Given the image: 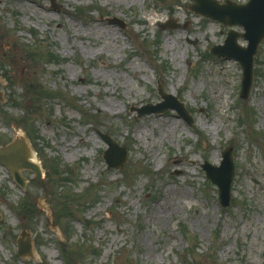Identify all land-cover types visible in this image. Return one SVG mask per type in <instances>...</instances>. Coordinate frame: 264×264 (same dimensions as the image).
Instances as JSON below:
<instances>
[{"label": "rangeland", "instance_id": "rangeland-1", "mask_svg": "<svg viewBox=\"0 0 264 264\" xmlns=\"http://www.w3.org/2000/svg\"><path fill=\"white\" fill-rule=\"evenodd\" d=\"M188 1L0 0V144L23 137L42 172L21 187L0 165V264H264V39L242 98L239 63L208 52L230 26ZM159 87L190 124L136 116ZM228 146L221 205L200 165ZM23 227L34 257L17 255Z\"/></svg>", "mask_w": 264, "mask_h": 264}, {"label": "water", "instance_id": "water-1", "mask_svg": "<svg viewBox=\"0 0 264 264\" xmlns=\"http://www.w3.org/2000/svg\"><path fill=\"white\" fill-rule=\"evenodd\" d=\"M190 7L196 12L221 20L223 23H241L244 26L245 32H243L241 35L248 39V45L246 47L236 44L235 38L240 33L231 31V34L225 39V43L223 45H215L212 50L217 54H222L227 57H234L240 61L243 68L241 93H243L242 95H246L252 80V57L256 52L259 41L264 37V0H249L245 4L239 5L229 0H226L222 3L218 0H194V4ZM181 107H178V109ZM102 136L110 144V146L115 147V142H113L107 135ZM19 144H21V142L17 140L8 144L7 146L1 147L0 162L11 166V169L16 176L15 179L22 183L21 178L16 170L18 167L17 165L32 167L37 170V172L39 170L34 166V164L23 159L22 157L19 159L17 158L14 152L15 148L18 147ZM113 152L114 150L108 154V151H106L104 154L108 164L114 166L122 165L126 155L124 148L117 152L119 154L117 157H115L116 153L114 154ZM111 157H113L114 160H112ZM222 165L225 166V171L222 178L217 174H214L216 178L213 177L208 169H206L210 174V179L218 185L220 203L225 205L228 204L229 201L230 183L233 173V165L229 152L224 153ZM219 174L221 175L222 173L219 172ZM18 241L19 249H21L19 251L23 254L27 253L28 243H24L21 238Z\"/></svg>", "mask_w": 264, "mask_h": 264}]
</instances>
